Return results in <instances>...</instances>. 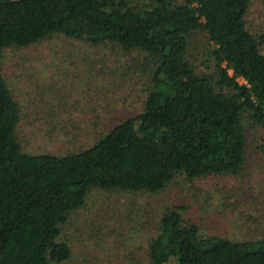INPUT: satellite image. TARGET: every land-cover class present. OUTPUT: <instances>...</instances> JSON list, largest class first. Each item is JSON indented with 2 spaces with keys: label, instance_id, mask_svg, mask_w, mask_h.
<instances>
[{
  "label": "trees",
  "instance_id": "16d2710c",
  "mask_svg": "<svg viewBox=\"0 0 264 264\" xmlns=\"http://www.w3.org/2000/svg\"><path fill=\"white\" fill-rule=\"evenodd\" d=\"M250 1L0 0V53L61 34L135 51L145 77L141 112L78 151L31 153L0 70V264L68 260L61 228L94 188L154 194L178 175L243 169L247 128L264 130V38L247 27ZM201 36L199 67L191 50ZM182 210L162 212L150 264H264V237L202 236Z\"/></svg>",
  "mask_w": 264,
  "mask_h": 264
},
{
  "label": "rangeland",
  "instance_id": "374dc122",
  "mask_svg": "<svg viewBox=\"0 0 264 264\" xmlns=\"http://www.w3.org/2000/svg\"><path fill=\"white\" fill-rule=\"evenodd\" d=\"M247 27L264 38V0H251ZM191 53L202 66L201 36ZM264 53V43H262ZM135 51L53 34L27 47H7L0 70L19 106L17 137L31 153L78 151L124 117L141 112L143 72ZM184 74V73H183ZM173 204L202 236L238 241L264 237V130L247 128V156L237 174L187 179L163 191L94 188L61 228L71 257L50 264H150L148 244Z\"/></svg>",
  "mask_w": 264,
  "mask_h": 264
}]
</instances>
